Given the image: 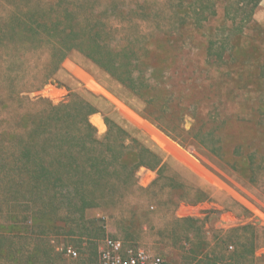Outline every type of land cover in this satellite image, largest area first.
<instances>
[{
    "label": "rangeland",
    "instance_id": "374dc122",
    "mask_svg": "<svg viewBox=\"0 0 264 264\" xmlns=\"http://www.w3.org/2000/svg\"><path fill=\"white\" fill-rule=\"evenodd\" d=\"M229 1L234 0H217L216 13L208 20L196 23L189 17L170 37L175 45L169 60L185 61L182 69L174 70V80L181 76L183 87L192 84L198 90L202 84L212 92L209 101L201 102L202 111L216 106L228 118L222 154L182 146L139 114L136 108L141 103L117 80L73 51L54 80L31 96L55 103L71 93L90 99L99 110L90 117L97 136L106 134L108 117L146 138L165 155L169 163L165 173L175 178V186H162L167 180L154 185L157 172L141 167L137 183L150 187L148 192L137 187L124 190L117 203L86 210L80 226L45 234L32 226L36 220H24L26 204L10 196L9 184L0 178V264H99V245L108 236L120 239L125 247L158 253L170 264H264V0L240 33L228 30ZM4 7L9 11V0L0 2V18ZM147 8L162 15L183 10L178 0H150ZM4 18L9 22V13ZM179 33L186 43L182 50L175 48ZM23 57L31 60L35 72H42L46 52ZM191 125L187 120L185 131ZM0 152L9 154V40L0 46ZM196 186L210 194V200L173 205L177 194L194 196ZM232 227H242L235 232L239 238L226 241L222 230ZM91 241L98 246L96 254ZM67 248L76 249L77 257L69 256Z\"/></svg>",
    "mask_w": 264,
    "mask_h": 264
},
{
    "label": "trees",
    "instance_id": "16d2710c",
    "mask_svg": "<svg viewBox=\"0 0 264 264\" xmlns=\"http://www.w3.org/2000/svg\"><path fill=\"white\" fill-rule=\"evenodd\" d=\"M178 1L183 10L163 15L147 8L150 0H9V11L2 9L0 46L9 40V154L0 156V178L9 184V195L26 204L24 220H36L32 226L41 233L71 231L83 223L86 210L117 203L124 190L148 192L150 187L137 183L141 167L157 172L154 185L167 180L162 186H175V178L165 173V155L146 138L108 117L106 134L97 136L90 117L99 110L90 99L71 93L55 103L31 96L54 80L73 51L117 80L141 103L139 114L182 146L222 154L228 118L216 106L202 111L201 102L209 101L212 92L202 84L199 90L192 84L183 87L185 79L173 76L185 61L169 60L175 45L170 37L189 17L196 23L208 20L216 13L217 0ZM260 1H229L225 17L232 27H225L242 32ZM178 35L175 48L182 50L186 43ZM30 52H46L42 72L23 57ZM187 120L192 125L185 131ZM204 200L210 194L196 186L194 196L177 194L173 205ZM241 228L222 230L224 239L239 238L235 232ZM91 245L96 254L97 244Z\"/></svg>",
    "mask_w": 264,
    "mask_h": 264
},
{
    "label": "built area",
    "instance_id": "2783aa9c",
    "mask_svg": "<svg viewBox=\"0 0 264 264\" xmlns=\"http://www.w3.org/2000/svg\"><path fill=\"white\" fill-rule=\"evenodd\" d=\"M232 247V246H230ZM67 254L77 257L76 249L67 248ZM99 264H170L165 258L145 248L125 247L120 239L106 237L99 245ZM197 264V263H194ZM218 264H228L220 261Z\"/></svg>",
    "mask_w": 264,
    "mask_h": 264
},
{
    "label": "bare ground",
    "instance_id": "6f19581e",
    "mask_svg": "<svg viewBox=\"0 0 264 264\" xmlns=\"http://www.w3.org/2000/svg\"><path fill=\"white\" fill-rule=\"evenodd\" d=\"M95 122H96L97 124H99V121H98L97 119L95 120ZM159 142H160V141H159ZM160 143H161V142H160ZM197 169H198V168H197Z\"/></svg>",
    "mask_w": 264,
    "mask_h": 264
}]
</instances>
